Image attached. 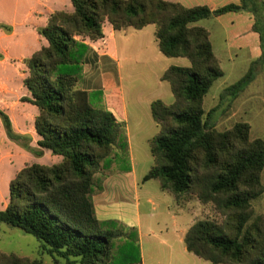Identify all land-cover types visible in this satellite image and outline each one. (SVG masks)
<instances>
[{
	"label": "trees",
	"instance_id": "16d2710c",
	"mask_svg": "<svg viewBox=\"0 0 264 264\" xmlns=\"http://www.w3.org/2000/svg\"><path fill=\"white\" fill-rule=\"evenodd\" d=\"M74 10L56 11L39 30L47 45L26 61L25 101L39 113L35 127L38 147H23L36 156L44 151L62 157L60 163L27 164L12 179L9 202L0 223L19 228L43 242L54 264H143L139 231L120 220L102 221L95 196L108 176L129 157L124 123L95 103L99 89L85 88V66L98 69V54L90 42L114 30L156 27L159 49L166 57H183L190 67L173 65L161 77L170 84L174 102L151 105L160 133L150 142L154 165L144 180H159L163 191L213 204L225 220H199L188 231L190 253L214 264H264V216L253 203L264 193V139L252 137L251 125L236 122L219 130L204 103L215 82L224 76L209 29L196 23L232 12L256 17L254 31L264 50V3L241 0L217 9L186 7L167 0H71ZM256 63L222 98L235 100L255 79ZM7 135L14 133L0 110ZM119 164V167H118ZM191 200V199H190ZM0 264H45L41 258L0 253Z\"/></svg>",
	"mask_w": 264,
	"mask_h": 264
},
{
	"label": "crops",
	"instance_id": "0c3cea01",
	"mask_svg": "<svg viewBox=\"0 0 264 264\" xmlns=\"http://www.w3.org/2000/svg\"><path fill=\"white\" fill-rule=\"evenodd\" d=\"M73 10L71 0H0V110L9 117L14 133L23 138L20 141L9 138L0 116V200L4 209L9 198L3 195L2 186L9 187L23 167L32 163L57 164L45 163L52 158L60 160L54 162L62 160L49 151L36 156L22 145L27 143L39 148L40 139L35 127L39 110L24 100L30 97L24 81L28 76L26 61L47 45L39 30L48 24L50 15L56 11ZM147 28L137 31L143 32ZM129 30L116 31L107 22L105 37L90 42L99 56V68L91 64L85 66V88L102 91L95 98V103L111 111L119 122L125 124L130 147L128 159L122 162L121 167L118 164L121 170L106 178L104 191L94 198L97 216L102 221L120 220L138 229L143 264H197V258H193L194 254L188 251L185 243L188 231L198 220L196 211L189 209L192 201L177 199L163 191L159 180H144L154 165L150 142L160 133L151 105L154 100H164L154 95L143 99L137 92H130L126 97L119 45H124L130 36L135 35ZM155 33L156 27L149 35V45L155 48L150 59L158 64L165 61V55L159 49ZM169 67L157 73V85L166 82L161 77ZM161 203L163 207L159 212ZM159 214L166 217H159Z\"/></svg>",
	"mask_w": 264,
	"mask_h": 264
},
{
	"label": "rangeland",
	"instance_id": "374dc122",
	"mask_svg": "<svg viewBox=\"0 0 264 264\" xmlns=\"http://www.w3.org/2000/svg\"><path fill=\"white\" fill-rule=\"evenodd\" d=\"M175 1H180L188 7L209 5L215 8L229 3H240V0ZM260 2L264 3V0ZM259 16L264 21V7L260 8ZM255 23L256 17L252 13L240 11L204 19L196 24L210 30L215 52L220 58L221 68L224 71V76L215 82L205 99L206 112L217 109L213 120L219 130H227L236 122H247L251 125L252 137L264 139V50L261 48L260 35L253 31ZM152 30H155V25L148 26L143 32L130 28V34L135 35L130 36L124 45H119L124 91L126 97L130 92H137L143 99L149 95L159 96L167 105H171L175 99L170 85L166 82H163L162 87L157 85L156 75L165 67L172 65L190 67V62L183 57L164 56V62L154 64L150 55L155 48L149 45V35ZM253 62H257L256 74L250 86L235 100L229 96L222 98L223 90L244 76ZM54 161L60 160L52 158L45 163H59ZM262 181L264 183V172ZM2 187L3 195L9 198V187ZM165 196L170 200L168 195ZM183 198H186L187 200L184 199L186 201L191 199L189 209L196 211L197 221L209 219L221 222L225 220V216L219 214L213 204H202L198 199L187 196L180 199L183 200ZM160 206L159 212L162 211L163 204L161 203ZM3 209L0 200V210ZM253 210L255 215L264 216V193L254 201ZM160 216L166 217L165 214H159ZM42 245L43 242L35 236L19 228L0 223V253H16L21 257L32 259L41 258L45 264H54V258L43 251ZM192 256L197 258V264H214L196 255Z\"/></svg>",
	"mask_w": 264,
	"mask_h": 264
}]
</instances>
